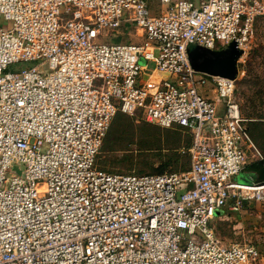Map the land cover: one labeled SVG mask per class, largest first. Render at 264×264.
<instances>
[{
  "label": "built area",
  "instance_id": "obj_1",
  "mask_svg": "<svg viewBox=\"0 0 264 264\" xmlns=\"http://www.w3.org/2000/svg\"><path fill=\"white\" fill-rule=\"evenodd\" d=\"M259 15L264 0H0V264H264L212 225L226 207L264 212V181L234 180L262 158L237 79L188 54H245ZM131 26L143 41H116ZM119 112L189 133V167H99Z\"/></svg>",
  "mask_w": 264,
  "mask_h": 264
},
{
  "label": "rangeland",
  "instance_id": "obj_2",
  "mask_svg": "<svg viewBox=\"0 0 264 264\" xmlns=\"http://www.w3.org/2000/svg\"><path fill=\"white\" fill-rule=\"evenodd\" d=\"M151 5H158L151 2ZM10 22L0 17V27L6 30ZM139 43L143 37L136 26L121 29V38L116 41ZM240 73L237 77V99L242 113L250 125L252 121L264 120V15L255 18L251 41L246 53L239 59ZM36 61L21 62L10 67L21 71L32 67ZM152 68V63L149 64ZM147 78L146 75L143 76ZM261 129L264 126H260ZM256 142L264 154V129L259 130ZM190 135L180 128H164L146 121L142 114L128 116L118 114L113 119L103 145L97 155V165L113 173L153 174L183 171L190 165L186 155L177 156L173 150L187 145ZM251 158V157H250ZM253 159L236 177L235 181L250 182L246 172H252ZM264 170V162L261 163ZM250 169V170H249ZM255 173V180H260ZM260 204H245L239 213L224 208L215 213L212 222L218 235L226 242L242 241L255 244L264 256V212Z\"/></svg>",
  "mask_w": 264,
  "mask_h": 264
},
{
  "label": "water",
  "instance_id": "obj_3",
  "mask_svg": "<svg viewBox=\"0 0 264 264\" xmlns=\"http://www.w3.org/2000/svg\"><path fill=\"white\" fill-rule=\"evenodd\" d=\"M188 54L191 65L196 71L237 79L241 66L239 59L244 54V50L239 48L235 41L222 49H210L198 43H191ZM166 76L168 77L169 74ZM218 213L221 214V211L219 210Z\"/></svg>",
  "mask_w": 264,
  "mask_h": 264
},
{
  "label": "trees",
  "instance_id": "obj_4",
  "mask_svg": "<svg viewBox=\"0 0 264 264\" xmlns=\"http://www.w3.org/2000/svg\"><path fill=\"white\" fill-rule=\"evenodd\" d=\"M118 114H123L121 112H119ZM117 114V115H118ZM126 115V114H124ZM129 116V115H128ZM247 119V118H246ZM113 122V121H112ZM112 124V123H111ZM248 125V131L254 141V143L256 144V142H258L260 139H259V130H263L261 129L260 126H264V120H260V121H252V123ZM182 130V129H181ZM185 132V131H184ZM189 134V133H188ZM190 135V134H189ZM256 141V142H255ZM191 144V136H190V141L187 145H184L182 146L181 148H178V149H175L173 150L174 153H177L176 155L177 156H180V155H186L188 158H189V161H190V155L188 154L187 152V148L189 147V145ZM257 146V144H256ZM264 146V145H263ZM257 148L259 149V147L257 146ZM260 150V149H259ZM264 150V149H263ZM261 154H262V158L261 159H257V160H253V164H251V166H249L248 168L252 169L253 172H256L258 175H259V179L260 180H257V181H264V170L263 168H261V163L264 162V154L263 152L260 150ZM104 169V168H103ZM106 170V169H105ZM186 170V169H185ZM176 171V170H174ZM150 174V173H149ZM153 174H157V173H153Z\"/></svg>",
  "mask_w": 264,
  "mask_h": 264
},
{
  "label": "crops",
  "instance_id": "obj_5",
  "mask_svg": "<svg viewBox=\"0 0 264 264\" xmlns=\"http://www.w3.org/2000/svg\"><path fill=\"white\" fill-rule=\"evenodd\" d=\"M153 80H154V79H153ZM249 170H250V169H249ZM246 173H247V175H248L247 178H248L249 180H254V179H256V178H255L256 175H255V173H254L253 171H252V172H246Z\"/></svg>",
  "mask_w": 264,
  "mask_h": 264
},
{
  "label": "bare ground",
  "instance_id": "obj_6",
  "mask_svg": "<svg viewBox=\"0 0 264 264\" xmlns=\"http://www.w3.org/2000/svg\"><path fill=\"white\" fill-rule=\"evenodd\" d=\"M152 79H155V76H153Z\"/></svg>",
  "mask_w": 264,
  "mask_h": 264
}]
</instances>
